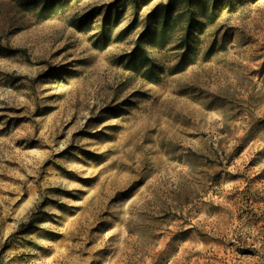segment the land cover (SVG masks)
Returning a JSON list of instances; mask_svg holds the SVG:
<instances>
[{
	"label": "rangeland",
	"instance_id": "374dc122",
	"mask_svg": "<svg viewBox=\"0 0 264 264\" xmlns=\"http://www.w3.org/2000/svg\"><path fill=\"white\" fill-rule=\"evenodd\" d=\"M0 264H264V0H0Z\"/></svg>",
	"mask_w": 264,
	"mask_h": 264
},
{
	"label": "trees",
	"instance_id": "16d2710c",
	"mask_svg": "<svg viewBox=\"0 0 264 264\" xmlns=\"http://www.w3.org/2000/svg\"><path fill=\"white\" fill-rule=\"evenodd\" d=\"M139 49H140V44H139V41H138L135 49L132 52V55L135 54Z\"/></svg>",
	"mask_w": 264,
	"mask_h": 264
}]
</instances>
